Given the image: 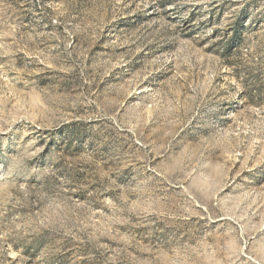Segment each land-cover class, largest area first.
<instances>
[{
	"label": "rangeland",
	"instance_id": "1",
	"mask_svg": "<svg viewBox=\"0 0 264 264\" xmlns=\"http://www.w3.org/2000/svg\"><path fill=\"white\" fill-rule=\"evenodd\" d=\"M0 264H264V0H0Z\"/></svg>",
	"mask_w": 264,
	"mask_h": 264
}]
</instances>
